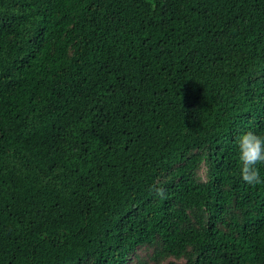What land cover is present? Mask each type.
Wrapping results in <instances>:
<instances>
[{"label":"trees","instance_id":"1","mask_svg":"<svg viewBox=\"0 0 264 264\" xmlns=\"http://www.w3.org/2000/svg\"><path fill=\"white\" fill-rule=\"evenodd\" d=\"M249 131L264 0H0V264H264Z\"/></svg>","mask_w":264,"mask_h":264},{"label":"clouds","instance_id":"2","mask_svg":"<svg viewBox=\"0 0 264 264\" xmlns=\"http://www.w3.org/2000/svg\"><path fill=\"white\" fill-rule=\"evenodd\" d=\"M238 159L241 165V178L249 185L264 183L260 178L257 165H264V136L251 131L238 137ZM161 197L162 189H157Z\"/></svg>","mask_w":264,"mask_h":264},{"label":"rangeland","instance_id":"3","mask_svg":"<svg viewBox=\"0 0 264 264\" xmlns=\"http://www.w3.org/2000/svg\"><path fill=\"white\" fill-rule=\"evenodd\" d=\"M153 247H150L147 249H141L137 251V257H134L130 264H137L140 261H145L149 264H184L185 263L184 258H180V259L167 258V259H161L157 262L156 260L152 258L153 251L155 248Z\"/></svg>","mask_w":264,"mask_h":264}]
</instances>
